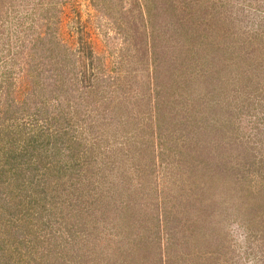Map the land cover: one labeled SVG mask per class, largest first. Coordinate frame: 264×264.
Instances as JSON below:
<instances>
[{"label": "rangeland", "instance_id": "1", "mask_svg": "<svg viewBox=\"0 0 264 264\" xmlns=\"http://www.w3.org/2000/svg\"><path fill=\"white\" fill-rule=\"evenodd\" d=\"M20 151L0 264H264V0H0Z\"/></svg>", "mask_w": 264, "mask_h": 264}, {"label": "trees", "instance_id": "2", "mask_svg": "<svg viewBox=\"0 0 264 264\" xmlns=\"http://www.w3.org/2000/svg\"><path fill=\"white\" fill-rule=\"evenodd\" d=\"M23 160H25V151H20L18 153L12 152L7 157L0 159V200L1 198L6 200L7 195L12 192L9 186H7L8 182L15 178L17 179V185H20V183H22L21 180L25 178V174L27 175L29 167L28 165L25 166L26 164ZM35 168H37V166H35ZM23 170H25V174ZM5 181L7 182L4 183ZM37 192L40 193L41 191L37 190Z\"/></svg>", "mask_w": 264, "mask_h": 264}]
</instances>
